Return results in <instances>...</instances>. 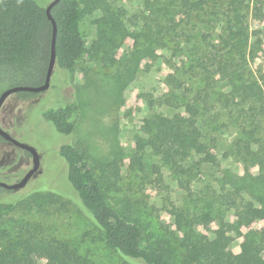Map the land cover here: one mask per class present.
I'll list each match as a JSON object with an SVG mask.
<instances>
[{
  "label": "trees",
  "instance_id": "obj_1",
  "mask_svg": "<svg viewBox=\"0 0 264 264\" xmlns=\"http://www.w3.org/2000/svg\"><path fill=\"white\" fill-rule=\"evenodd\" d=\"M141 6L129 20L121 11L104 9L89 51L80 0L53 6L57 33L52 77L64 78L67 86V73L86 53L116 68L117 51L128 38L136 45L125 63L129 80L142 59L167 52V91L158 97L143 95L148 115L140 126L143 136L135 158L159 160V168L186 193L182 205L171 202L167 208L179 237L149 232L130 198L129 214L113 204L112 192L121 182L116 160L89 165L74 145L64 144L58 155L66 192L41 181V186H29L25 199L0 202V264H34L35 255L47 264H94L35 221L71 203L101 232L121 264H264V228H251L264 220V63L257 66V51L264 43V0H143ZM252 19L257 28L251 27ZM52 32L45 8L35 0H0V94L14 86L44 84ZM15 95L30 100L39 93ZM80 115L74 100L47 109L42 117L59 134L70 136ZM222 157L255 165L258 174L228 173ZM219 177L223 185L218 188ZM230 214L234 222L228 220ZM215 220L219 227L212 236L198 234L199 227ZM232 233L242 237L238 252L232 249Z\"/></svg>",
  "mask_w": 264,
  "mask_h": 264
},
{
  "label": "rangeland",
  "instance_id": "obj_2",
  "mask_svg": "<svg viewBox=\"0 0 264 264\" xmlns=\"http://www.w3.org/2000/svg\"><path fill=\"white\" fill-rule=\"evenodd\" d=\"M46 8L52 0H35ZM143 0H80L84 12L82 31L86 39L87 50L97 38L96 20L103 15V10L109 8L121 11L125 18L141 9ZM252 28L258 23L250 20ZM264 25V23H263ZM136 45L131 39H126L123 47L117 51L116 68L106 67L105 63L97 62L86 53L77 67L68 72L66 77L70 83L66 86L65 79L54 74L49 90L39 93L36 98L20 100L15 94L10 95L0 108V127L17 141L33 147L40 156L39 173L35 174L27 185L17 191L0 190V202H18L27 197L31 184L47 186L66 192L64 163L58 155L60 146L72 144L81 151L89 165L96 162L117 161L121 170L119 190L112 192L115 204L129 214V198L140 209L135 211L146 224L149 232L163 237H170L175 232L171 217L167 213L169 204H183L185 192L175 178L163 168L159 160L135 158L139 151L137 141L142 137L140 126L148 115V109L143 101L145 93L155 97L167 91L164 78L171 71L164 63L167 52L160 50L156 59H142L138 64V72L129 80V68L125 63L129 60V52ZM257 66L264 63V43L257 51ZM119 68V70L117 69ZM7 90V89H6ZM5 91V90H4ZM77 100L81 109L75 131L70 136L59 134L42 114L47 109L62 106ZM225 134L223 137H226ZM225 145L230 140H224ZM133 156V157H132ZM222 168L228 173L242 176L258 174L255 165H243L232 158L222 157ZM32 167L30 155L25 150L15 147L9 142L0 141V182L13 184L19 181ZM142 168L143 172H140ZM159 170V172H158ZM219 177L216 187H222ZM58 208V205L55 207ZM22 213L18 210L17 218ZM230 222L235 219L228 216ZM46 233L58 239L67 241L78 253L90 259L94 264H121L122 259L106 247L101 232L73 203L65 209L50 215L37 216ZM217 220L207 226H201L197 232L200 235L212 236L218 229ZM251 228H264V220L256 221ZM247 229H243V233ZM176 233V238L179 233ZM234 238L232 249L239 251L242 237ZM264 257V251H263ZM34 264H47L40 256L33 257Z\"/></svg>",
  "mask_w": 264,
  "mask_h": 264
},
{
  "label": "water",
  "instance_id": "obj_3",
  "mask_svg": "<svg viewBox=\"0 0 264 264\" xmlns=\"http://www.w3.org/2000/svg\"><path fill=\"white\" fill-rule=\"evenodd\" d=\"M60 1L61 0H52L49 3V5L45 8L46 14L52 23L53 32H52V39H51V55H50V60H49L48 69H47L44 84H42L41 86H37V87L14 86V87L8 88L7 90L3 91L0 94V108L2 107L5 100L12 94H16L18 92L42 93V92H45L49 89L50 83H51L52 73H53V71L55 69V65H56L55 43H56V33H57V26H56L54 19L51 16V9L53 6H55ZM0 137L4 141L11 143L15 147H18L22 150H25L31 157L32 167L23 175V177L19 181L15 182L13 184H6L3 182H0V188H3L5 190H13V191L21 190L27 185V183L30 181V179L35 174L40 172L39 171L40 156L33 147L17 141L15 138H13L8 132L3 130L1 127H0Z\"/></svg>",
  "mask_w": 264,
  "mask_h": 264
}]
</instances>
